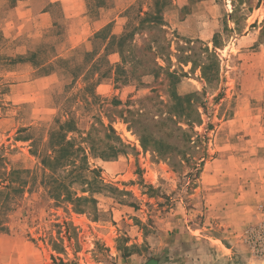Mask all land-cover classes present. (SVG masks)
<instances>
[{
  "label": "rangeland",
  "instance_id": "obj_1",
  "mask_svg": "<svg viewBox=\"0 0 264 264\" xmlns=\"http://www.w3.org/2000/svg\"><path fill=\"white\" fill-rule=\"evenodd\" d=\"M81 1L0 0V264L229 244L232 197L254 199L264 260V0Z\"/></svg>",
  "mask_w": 264,
  "mask_h": 264
},
{
  "label": "crops",
  "instance_id": "obj_2",
  "mask_svg": "<svg viewBox=\"0 0 264 264\" xmlns=\"http://www.w3.org/2000/svg\"><path fill=\"white\" fill-rule=\"evenodd\" d=\"M28 1L34 0H18V4L12 9L20 11L23 8V3L28 4ZM42 1L46 5L49 3L60 2L66 17L76 15V9H80V11L83 10L81 8L83 1L81 0ZM43 15H47V12H44ZM47 77L48 76H44L43 78L47 79ZM220 193H222V191ZM232 200L237 201L238 199L232 197L231 202L227 205V207L231 208V213L223 215L224 219L222 222L225 226V231L233 233L229 240V244L224 243L221 238L214 239V242H208L205 240V246H209L208 249L203 247L204 245L202 246L201 249L205 251L185 248L181 254H173L166 260H163L160 257H151L144 260L141 264H264V260L256 259L255 257L246 254L247 252L243 242L247 227L260 220V214L256 211L253 202L254 199L250 200L252 202H249L248 205L243 207H239L237 203L234 204ZM223 205L225 206V204Z\"/></svg>",
  "mask_w": 264,
  "mask_h": 264
},
{
  "label": "trees",
  "instance_id": "obj_3",
  "mask_svg": "<svg viewBox=\"0 0 264 264\" xmlns=\"http://www.w3.org/2000/svg\"><path fill=\"white\" fill-rule=\"evenodd\" d=\"M122 37L117 39V42L122 43ZM110 131L113 132V129L111 127H109ZM56 140L55 146L57 147L56 149V155L54 157L48 158V162H50V165L53 168H57L58 166H62L63 163H65V165L68 164H73V160L71 158L72 152L70 149V146L72 145L70 141H65L64 139V134L61 132H54L52 134ZM71 169H66L67 174L71 173L72 171H74L76 169V166H71ZM66 167V166H65ZM63 167V168H65Z\"/></svg>",
  "mask_w": 264,
  "mask_h": 264
},
{
  "label": "built area",
  "instance_id": "obj_4",
  "mask_svg": "<svg viewBox=\"0 0 264 264\" xmlns=\"http://www.w3.org/2000/svg\"><path fill=\"white\" fill-rule=\"evenodd\" d=\"M251 239L255 251L264 254V224L251 231Z\"/></svg>",
  "mask_w": 264,
  "mask_h": 264
}]
</instances>
